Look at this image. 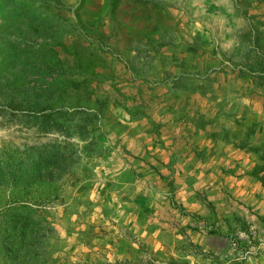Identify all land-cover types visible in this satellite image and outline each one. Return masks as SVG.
I'll use <instances>...</instances> for the list:
<instances>
[{"label":"rangeland","instance_id":"rangeland-1","mask_svg":"<svg viewBox=\"0 0 264 264\" xmlns=\"http://www.w3.org/2000/svg\"><path fill=\"white\" fill-rule=\"evenodd\" d=\"M0 264H264V0H0Z\"/></svg>","mask_w":264,"mask_h":264}]
</instances>
